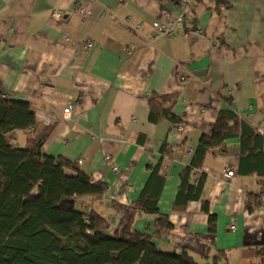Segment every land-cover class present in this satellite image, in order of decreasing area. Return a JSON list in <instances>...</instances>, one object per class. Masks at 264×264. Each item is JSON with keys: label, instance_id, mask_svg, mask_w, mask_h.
I'll list each match as a JSON object with an SVG mask.
<instances>
[{"label": "crops", "instance_id": "obj_1", "mask_svg": "<svg viewBox=\"0 0 264 264\" xmlns=\"http://www.w3.org/2000/svg\"><path fill=\"white\" fill-rule=\"evenodd\" d=\"M178 18L172 38L155 27ZM0 92L31 104L37 139L52 128L45 154L83 159L80 170L108 186L95 208L111 229L119 224L112 202L134 206L161 161L158 207L173 229L159 249H185L198 264L222 252L229 264H264V195L259 210L246 208L264 185L239 174L238 138L208 153L199 172L209 214L200 201L174 209L181 175L221 111L264 137V0H0ZM150 95L176 97L184 133L150 120ZM155 219L142 215L137 230L150 231Z\"/></svg>", "mask_w": 264, "mask_h": 264}, {"label": "trees", "instance_id": "obj_2", "mask_svg": "<svg viewBox=\"0 0 264 264\" xmlns=\"http://www.w3.org/2000/svg\"><path fill=\"white\" fill-rule=\"evenodd\" d=\"M2 94L6 93L0 92V264H198L185 249L165 252L156 244L173 229L158 207L164 186L161 161L149 167L150 178L134 206L112 202L119 224L111 229L109 217L95 208L107 199L108 186L77 164L45 154L52 128L37 139L40 124L31 104ZM148 99L153 123L181 125L174 114L175 96ZM20 135L25 136L23 146L15 144ZM232 138L240 140L239 174L257 177L264 185V137L232 110L221 111L212 135L201 137L181 175L176 211L200 201L209 214V203L202 199L206 176L199 172L207 154L223 151ZM263 195L264 188L258 196L249 194L248 212L262 207ZM142 215L156 216L150 231L137 230ZM209 221L212 226L216 217L211 215ZM208 264H229L228 257L222 252Z\"/></svg>", "mask_w": 264, "mask_h": 264}, {"label": "built area", "instance_id": "obj_3", "mask_svg": "<svg viewBox=\"0 0 264 264\" xmlns=\"http://www.w3.org/2000/svg\"><path fill=\"white\" fill-rule=\"evenodd\" d=\"M119 1L123 2L124 0H119ZM56 17L57 18H60L61 15L56 13ZM181 22H182V19L181 18H178L176 20H166L165 22L156 23L155 24V27L159 28L161 31H164L169 38H172L173 35H174L175 25L180 24ZM92 45H93L92 41H87L85 43V46L87 48H91ZM1 97L2 98H7L8 96L6 94H2ZM73 108H74L73 105L68 106L64 110L65 114H70L73 111ZM49 122H51V121H49ZM177 130L180 133H184L186 131L185 130V127L183 125H179L177 127ZM107 159H109V158H107ZM83 163H84L83 159H80L78 161V165H82ZM224 174H225V176H227L229 178H233V177L236 176L237 172L233 168H227L226 171L224 172ZM181 243H182V240L181 239L177 240V244L178 245L181 244Z\"/></svg>", "mask_w": 264, "mask_h": 264}]
</instances>
